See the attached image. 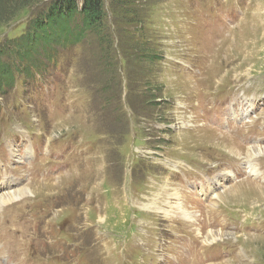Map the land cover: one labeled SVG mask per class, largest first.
<instances>
[{
    "label": "rangeland",
    "instance_id": "obj_1",
    "mask_svg": "<svg viewBox=\"0 0 264 264\" xmlns=\"http://www.w3.org/2000/svg\"><path fill=\"white\" fill-rule=\"evenodd\" d=\"M50 2L0 0V40ZM104 4L0 93V193L35 191L0 208V264H264V0Z\"/></svg>",
    "mask_w": 264,
    "mask_h": 264
},
{
    "label": "trees",
    "instance_id": "obj_2",
    "mask_svg": "<svg viewBox=\"0 0 264 264\" xmlns=\"http://www.w3.org/2000/svg\"><path fill=\"white\" fill-rule=\"evenodd\" d=\"M105 17L104 0H51L27 22L25 32L0 40V93L18 80H41L60 64V48L70 49L100 32Z\"/></svg>",
    "mask_w": 264,
    "mask_h": 264
},
{
    "label": "bare ground",
    "instance_id": "obj_3",
    "mask_svg": "<svg viewBox=\"0 0 264 264\" xmlns=\"http://www.w3.org/2000/svg\"><path fill=\"white\" fill-rule=\"evenodd\" d=\"M247 104H248V102H247ZM252 103L251 102H249V104L246 106V107H251V106H253V104L251 105ZM246 110H244V112H245ZM247 111H249V109L247 108ZM252 130H255V129H252ZM253 133V135H258L257 133H256V131H253L252 132ZM245 135H248V134H241L240 135V138H242L243 136H245ZM242 140V139H241ZM230 144H231V142H230ZM241 150L239 149L238 151H236V152H233V153H235L236 155H238V156H240V155H242V153L240 152ZM250 153H249V158H250V161L247 163V167H248V169H249V171H250V173H252V175L253 176H260L261 175V170L257 167V164L254 162V161H252V160H255L256 158H253V157H256V156H258L259 154H264V146H259V145H256V147H252L250 150ZM28 152H29V150H28ZM30 153V152H29ZM233 176H235L234 174H233ZM7 180H9V181H12V182H15L16 181V178L15 177H13V178H11V177H8V178H6ZM80 184V183H79ZM206 184L209 186V188H211V189H214V186L211 184V185H209V181L208 182H206ZM13 185V184H12ZM0 187H1V183H0ZM208 188V187H207ZM35 193V191L32 189V187L31 186H28V185H26V186H21V188H19V189H16V190H13V191H11V192H4V193H0V208H1V206H3V205H9V204H11L12 202H14L15 200H19V199H21L22 197H25V196H27V195H29L30 193ZM201 192L203 193H205L206 192V186H205V184H203L202 186H201ZM214 192V191H213ZM229 194H227V195H225L227 198L229 197V195H230V197L231 196H234V197H236L235 196V194H233V192H232V190H230L229 192H228ZM174 195H175V198H176V200L173 202V203H171V205H170V209H169V214L168 215H170V213H172L173 211H174V209H175V207H177V208H179V210L181 211V213H182V215L184 216V217H186V218H188V219H190V220H193V219H196V215L195 214H193V212L192 211H189V209H186L185 208V206L183 205V203H182V201H180L181 200V198H182V196H181V193H179L178 191L177 192H175V193H173ZM214 197H217L218 198V200H220L221 202H223L224 201V198L222 197V195L220 194L219 195V192H216L215 193V195H214ZM216 199L214 198V205L217 203V200L215 201ZM216 202V203H215ZM157 203V202H156ZM1 210V209H0ZM166 210V209H165ZM197 213V212H196ZM189 220V221H190ZM213 236L214 238H215V236H216V233L212 230L211 232H210V236Z\"/></svg>",
    "mask_w": 264,
    "mask_h": 264
}]
</instances>
